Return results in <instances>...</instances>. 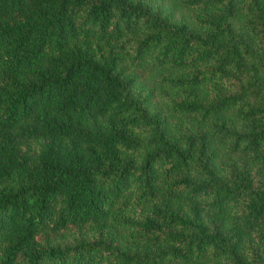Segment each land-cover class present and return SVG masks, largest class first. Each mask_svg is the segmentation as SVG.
<instances>
[{"label": "trees", "instance_id": "obj_1", "mask_svg": "<svg viewBox=\"0 0 264 264\" xmlns=\"http://www.w3.org/2000/svg\"><path fill=\"white\" fill-rule=\"evenodd\" d=\"M0 264H264V0H0Z\"/></svg>", "mask_w": 264, "mask_h": 264}]
</instances>
